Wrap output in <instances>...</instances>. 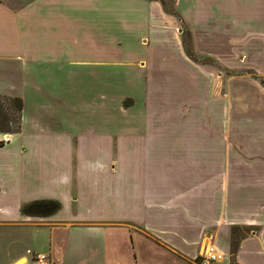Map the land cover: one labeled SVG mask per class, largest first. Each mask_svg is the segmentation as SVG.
I'll use <instances>...</instances> for the list:
<instances>
[{
    "label": "crops",
    "instance_id": "obj_1",
    "mask_svg": "<svg viewBox=\"0 0 264 264\" xmlns=\"http://www.w3.org/2000/svg\"><path fill=\"white\" fill-rule=\"evenodd\" d=\"M199 8L179 7L194 41L211 35L197 29ZM165 14L156 0H0V94L23 101L19 132H0V226L39 246L0 264H30L32 251L58 264H203L209 244L223 253L209 264H264V123L253 162L233 173L225 131L217 145L216 131L168 113L155 51L183 63V46ZM137 152L155 161L139 167ZM35 199L61 207L22 214ZM234 228L247 231L232 253Z\"/></svg>",
    "mask_w": 264,
    "mask_h": 264
},
{
    "label": "rangeland",
    "instance_id": "obj_2",
    "mask_svg": "<svg viewBox=\"0 0 264 264\" xmlns=\"http://www.w3.org/2000/svg\"><path fill=\"white\" fill-rule=\"evenodd\" d=\"M164 1L168 11L164 10L167 15L162 17L168 24L169 42L174 47L178 40L183 46V63L171 50L155 51V59L161 61L167 71L166 81L164 75L162 80V98L167 97L168 113L196 118L194 127L198 126L201 132L216 131V135H221L220 139L216 137L217 145L223 141L222 132L225 131L230 136L233 173H238L241 169L237 163L253 162L256 143L261 141L258 132L264 123L257 117L259 108L264 109V0ZM191 3L198 4L204 15L195 24L200 32L205 31L203 35L211 34L205 38L207 40L197 35L198 39L194 41L190 25L195 21L179 10ZM193 81L196 84L200 81V87L196 91L195 84L191 93ZM152 98L153 109L157 111L156 104L164 99H159V93H152ZM137 129L144 130L139 126ZM206 156L208 154H201V158ZM218 158L217 161L222 162L223 154ZM151 160L155 161L153 155L138 152L132 158L142 168ZM206 189V185L201 186L203 194ZM1 204L5 203L0 199ZM13 209L16 210L14 206ZM17 216L14 213L13 220H22ZM21 227L0 226V261L27 249H39L34 233L22 231ZM246 231L240 228L234 231L232 242ZM230 259L231 264H236L232 254ZM225 260L224 255L219 264ZM25 264H29L28 258Z\"/></svg>",
    "mask_w": 264,
    "mask_h": 264
},
{
    "label": "trees",
    "instance_id": "obj_3",
    "mask_svg": "<svg viewBox=\"0 0 264 264\" xmlns=\"http://www.w3.org/2000/svg\"><path fill=\"white\" fill-rule=\"evenodd\" d=\"M159 1L165 11H168L164 0ZM189 56L190 53L187 52ZM23 101L17 96L0 94V132L17 133L21 127V116ZM3 141H0V145ZM61 204L55 199H35L24 203L20 211L27 216H47L59 210ZM237 229L234 228L233 231ZM232 253L236 249V242L233 243Z\"/></svg>",
    "mask_w": 264,
    "mask_h": 264
},
{
    "label": "built area",
    "instance_id": "obj_4",
    "mask_svg": "<svg viewBox=\"0 0 264 264\" xmlns=\"http://www.w3.org/2000/svg\"><path fill=\"white\" fill-rule=\"evenodd\" d=\"M222 252L213 244L206 246L202 254L203 264H209L211 261L218 260L222 256ZM30 264H58L51 256L44 251H32Z\"/></svg>",
    "mask_w": 264,
    "mask_h": 264
}]
</instances>
